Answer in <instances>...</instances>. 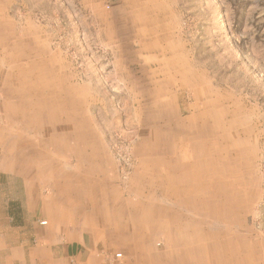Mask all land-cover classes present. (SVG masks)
<instances>
[{
  "label": "rangeland",
  "instance_id": "obj_1",
  "mask_svg": "<svg viewBox=\"0 0 264 264\" xmlns=\"http://www.w3.org/2000/svg\"><path fill=\"white\" fill-rule=\"evenodd\" d=\"M134 17L142 24L132 23ZM164 33L168 68L160 82L169 84L160 86L144 57L160 58L145 47ZM180 72L191 79L187 89L179 86ZM53 77L66 87L51 92ZM191 88L200 91L196 100ZM41 94L46 97L38 100ZM49 94L60 98V112L82 114L68 121L70 132L53 135L47 115L25 114L48 110ZM0 112L13 129L11 139L34 142L24 145L25 159L34 149L47 150L53 139L52 153L72 163L102 150L117 167L118 179H107V191L118 190L119 199L112 200L118 212L165 215L168 208L197 225L206 246L201 251H207L198 256L213 255L214 264H264V0H0ZM56 119L57 126L65 117ZM83 121L99 150L73 147L72 131ZM197 137L200 152L193 146ZM145 143H164L168 149L156 153L173 156L153 183L151 168L134 154ZM179 143L192 145L190 159L180 156L186 146L174 149ZM100 177L90 178V186ZM87 208L86 245L76 237L73 253L87 247L108 264H135L130 248L107 241L97 251L101 230L92 223L93 207ZM188 209L198 212L194 218ZM145 216L143 225L161 217ZM150 239L149 255L159 257L152 260L168 263V240L160 233Z\"/></svg>",
  "mask_w": 264,
  "mask_h": 264
},
{
  "label": "crops",
  "instance_id": "obj_2",
  "mask_svg": "<svg viewBox=\"0 0 264 264\" xmlns=\"http://www.w3.org/2000/svg\"><path fill=\"white\" fill-rule=\"evenodd\" d=\"M131 22L142 24V20L135 17ZM160 29L158 25L154 27L156 33ZM139 32L141 35L147 34L145 29H141ZM149 32L152 33L153 30L150 29ZM167 39L168 34L164 33L159 37L157 36L145 47L149 51L159 52V59H155V57L144 58L152 64L151 67H154L149 71L153 72L154 77L159 78L160 86L169 84L160 82L167 75L168 64H166L167 59L164 57L169 48ZM179 70L184 71V66ZM181 72L178 79L180 80L179 86L185 84L183 88L187 89L188 86H191V79L188 74L183 75ZM41 79L48 81L45 77ZM52 81L54 84H50L51 92L58 90L60 86L64 85L66 87V84L60 81L59 78L53 77ZM176 84L178 83H174V85ZM193 88L190 92L196 100ZM44 96L43 94L38 95V100L44 99ZM48 97L44 103L53 104L55 108L56 104L61 102L60 98L50 96V94ZM36 103L41 102L37 101ZM51 105L48 106V110H33L32 113H25L24 111L22 113L33 117L47 115L50 131L53 135L56 132H70L71 125L68 124V120L71 117L64 112H60L57 108L53 110V105ZM57 114L63 115L65 120L63 122L58 121L56 126L53 121L56 119ZM81 115L80 113V119H82ZM7 118L6 113L0 112V264H108L98 254L89 253L87 247L85 253H73V247L77 245L75 238L79 237L82 240H80V243H83V245L85 238H87V234L82 231L88 223V204L94 209L93 212H90L95 221L92 223L97 226L95 227L96 230H101L99 239L102 244L96 246L97 251L106 248L107 241H109L112 242L110 243L111 247L130 248L129 252L132 254L135 264H156V261L152 259H159V257H153L152 253H150L151 256L149 255V243L152 235L160 233L165 236L166 241L168 240L166 245L169 247L167 251L169 262L166 264H214L212 262L213 255L198 256L201 252L207 251H201V248L206 246L203 247V240L199 239V229L192 222L193 219L180 218L178 213L173 214L169 212L171 210L168 208V212L165 214L166 217L164 213L157 214L158 212H152V214L144 212L142 214L131 209L122 212L115 209L112 200L119 199L120 194H118L116 188L117 192L112 190V193H108L107 182L108 180L111 182L113 179H118L117 167L111 165L108 155L103 153L102 150L98 151L99 153L93 151L90 156L84 152V156H87V158L83 156L72 163L71 159L61 160L62 157L57 159L55 154L52 153L49 148L54 151L56 147V140L53 139V144H50L47 150L34 149V155L29 154L25 159L26 148H24V145H31L32 148L34 142L32 140V143L29 141L24 142L22 139L20 141L17 140V137L11 139L13 134L10 135L9 131L13 129L8 126ZM79 124L80 128L72 131L77 139H75L73 147L78 150V147L81 148L80 146L83 145L99 150L100 146L95 142L94 144L93 140L88 137L89 129L84 121L79 122ZM182 146H186V149L181 153V159L183 157L185 159L189 158L190 155L186 152L188 150L192 152V145L190 143H179L175 145L176 148L174 149L178 150L177 148H182ZM138 147L139 150L135 151L134 154L140 159L143 166L151 168L149 170L150 177L148 178L150 182H156L164 174L162 166L165 168L166 163L170 160L169 158H173V156L168 155L162 157L161 154L156 153V150L168 149V145L163 143L157 148L158 146H155V144H145V148L141 145ZM83 150L86 149L83 148ZM192 154L191 157L193 158ZM154 157L155 162L151 160ZM152 162H157V166H159L158 173L156 172L155 175H152L154 173ZM58 165H60L59 170L57 169ZM99 175L106 176L103 179ZM136 175V173L133 175V183ZM93 176L100 177V182L96 180L90 186L91 183L89 182H93L90 181V178ZM100 199H110L112 205L105 207L100 204L103 203ZM186 211L187 213L184 212V214L191 215V218H194L195 214L198 213L193 212L191 209ZM145 215H150L147 217L150 220L154 216L161 215V217L160 219H154L153 222L148 221V224L143 225L142 222L147 221ZM136 218L138 221H136ZM41 222H45V224L42 225ZM83 224L86 226H82ZM79 231L80 233H78ZM104 231L107 233L104 234ZM180 231L183 233L182 235H185L187 231L189 233L181 239ZM204 242L205 244L208 243V246L210 245V242L205 240ZM181 243L185 247L181 250L176 249Z\"/></svg>",
  "mask_w": 264,
  "mask_h": 264
},
{
  "label": "bare ground",
  "instance_id": "obj_3",
  "mask_svg": "<svg viewBox=\"0 0 264 264\" xmlns=\"http://www.w3.org/2000/svg\"><path fill=\"white\" fill-rule=\"evenodd\" d=\"M68 89V88H67ZM79 89V88H78ZM77 91V90H76ZM162 89H161V93L160 94H162ZM73 92V91H72ZM66 94V93H65ZM72 94V93H71ZM195 94H197V95H200V91H199V89L198 90H196L195 89ZM66 96V95H65ZM69 96V95H68ZM62 97V96H61ZM27 99V98H26ZM74 101V100H73ZM76 101V100H75ZM162 101V97L160 98V104H162V105H164V103L163 102H161ZM68 104V103H67ZM157 104V103H156ZM162 105H160V106H162ZM64 106V105H63ZM40 107V106H39ZM110 109V108H109ZM77 111V110H76ZM67 113V112H66ZM69 114H70V112H69ZM61 115V114H60ZM80 115V114H79ZM79 115H78V113L76 112H73V114L72 115H70V117H71V121L73 120V119H75V118H77V117H79ZM158 116H159V118L161 119V118H163V116H161V114L159 113L158 114ZM205 117V116H204ZM194 118V117H193ZM179 119V118H178ZM178 119L175 121V125H178V124H180V122L178 121ZM70 120H68V121H70ZM118 121V120H117ZM161 122V121H160ZM190 131V130H189ZM198 129H197V133H198ZM152 133V132H151ZM144 136V135H143ZM198 136V135H197ZM229 136V132H225L224 133V139L226 138V137H228ZM152 137V136H151ZM199 140H201V138L200 137H197V140H196V142H194V144H193V146H195V147H197V149L199 150V152H200V148H199V143H198V141ZM145 144H148V143H145ZM145 144H144V147H145ZM202 144V143H201ZM177 145V144H176ZM187 146V145H186ZM183 147V146H182ZM202 147V146H201ZM117 256L118 257H121V254H117Z\"/></svg>",
  "mask_w": 264,
  "mask_h": 264
},
{
  "label": "built area",
  "instance_id": "obj_4",
  "mask_svg": "<svg viewBox=\"0 0 264 264\" xmlns=\"http://www.w3.org/2000/svg\"><path fill=\"white\" fill-rule=\"evenodd\" d=\"M41 224L43 225V224H45V222H41ZM118 257V256H117Z\"/></svg>",
  "mask_w": 264,
  "mask_h": 264
}]
</instances>
